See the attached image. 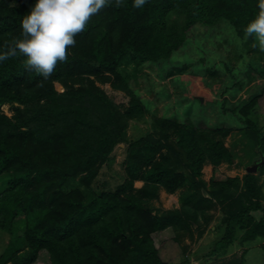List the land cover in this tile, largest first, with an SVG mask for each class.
Listing matches in <instances>:
<instances>
[{"label": "trees", "instance_id": "obj_1", "mask_svg": "<svg viewBox=\"0 0 264 264\" xmlns=\"http://www.w3.org/2000/svg\"><path fill=\"white\" fill-rule=\"evenodd\" d=\"M34 3L0 0V53L21 37V21ZM258 11V0H146L140 8L133 0L117 8L112 0L47 80L26 70L19 53L0 62V233L8 235L0 264H184L189 258L171 263L159 247L179 245V230L200 226V216L208 221L213 205L224 214V231L203 248L221 254L239 235L241 243L261 239L264 251V196L257 184L264 175V132L251 117L264 89L250 88L245 102L222 108L243 117L247 166L263 158L262 164L242 178L212 176L207 183L206 163L215 170L235 158L225 142L232 127L203 125L200 97L182 112L167 104L161 114L151 113L131 84L139 65L171 60L197 26L227 22L242 37ZM252 50L264 58L258 47ZM262 70L249 66L247 82ZM103 83L125 91L128 104L115 102ZM243 83L240 77L235 85ZM6 104L10 114L1 109ZM147 113L152 132L130 138V121ZM119 143L126 146L124 176L110 187L100 176ZM160 189L179 191L180 206L154 212ZM246 254L247 248L238 264H246Z\"/></svg>", "mask_w": 264, "mask_h": 264}, {"label": "rangeland", "instance_id": "obj_2", "mask_svg": "<svg viewBox=\"0 0 264 264\" xmlns=\"http://www.w3.org/2000/svg\"><path fill=\"white\" fill-rule=\"evenodd\" d=\"M252 48L253 43L245 36H239L227 22H220L210 28L200 25L197 26L196 33L184 43L171 60L141 64L132 75L131 84L150 107L151 113L161 114L167 104L174 105L179 112H182L186 105L198 104L196 98L200 97L206 100L204 116L207 121H203L205 123L203 125L224 124L232 127L233 130L225 136V142L233 148L236 153L235 158L232 163L222 162L215 170L213 164L206 163L202 178L207 183L212 176L216 179L236 175L242 178L243 174L248 172L247 145L242 142L247 140V136L242 131L245 127L241 120L243 117L240 119L239 115H235L232 111L223 112L222 108L223 106L227 109L235 108L237 104L245 102L250 88L256 93L264 89V74L255 75L253 81L247 82L246 71L249 66L261 71L264 65V58ZM130 70L132 71L131 67ZM240 77L245 79L242 87L235 85L237 78ZM56 86L62 89L58 82ZM101 86L121 107L128 104L129 97L125 91L119 90L111 83H103ZM196 108L198 107L193 106L191 109ZM1 109L8 114L11 112L7 104ZM151 113L130 121L128 126L130 138L137 139L152 132ZM251 117L264 132V98L255 105ZM125 158V143H119L112 153L111 164L103 167L100 181H107L110 187H115L122 181ZM257 181L264 196V175L259 176ZM141 184L142 181L136 182L137 186ZM179 194V191L170 193L160 189L158 196L151 203L154 212L162 215L174 207H179ZM207 212L210 215L208 221L200 216L198 219L200 226L193 224L191 227L179 230V245L172 241L160 245V253L164 259L178 263L189 258L184 264H238L242 259L243 251L247 248L246 264H264L261 239L241 243L237 235L234 242L221 254L214 253L210 248H203L220 238L225 226L224 214L220 206L213 205ZM7 239V234L0 233V253Z\"/></svg>", "mask_w": 264, "mask_h": 264}, {"label": "clouds", "instance_id": "obj_3", "mask_svg": "<svg viewBox=\"0 0 264 264\" xmlns=\"http://www.w3.org/2000/svg\"><path fill=\"white\" fill-rule=\"evenodd\" d=\"M146 0H133L140 8ZM123 0H115V7ZM112 0H35L21 21L22 35L0 53V62L17 56L25 57V68L35 71L47 80L60 63L68 60V49L76 44L75 37L88 26V22ZM258 13L246 25L245 38H254L253 47L264 52V0H258Z\"/></svg>", "mask_w": 264, "mask_h": 264}, {"label": "water", "instance_id": "obj_4", "mask_svg": "<svg viewBox=\"0 0 264 264\" xmlns=\"http://www.w3.org/2000/svg\"><path fill=\"white\" fill-rule=\"evenodd\" d=\"M262 162H263V158L260 161H256L252 165L248 166L247 171H249V172L256 171L258 166H260L262 164Z\"/></svg>", "mask_w": 264, "mask_h": 264}]
</instances>
